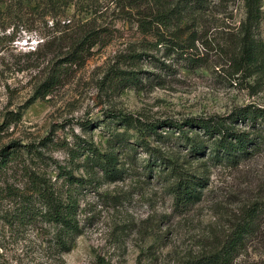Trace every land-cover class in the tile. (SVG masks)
Masks as SVG:
<instances>
[{
  "label": "rangeland",
  "instance_id": "obj_1",
  "mask_svg": "<svg viewBox=\"0 0 264 264\" xmlns=\"http://www.w3.org/2000/svg\"><path fill=\"white\" fill-rule=\"evenodd\" d=\"M182 1L0 0V152L13 153L0 164V264H187L236 230L250 234L232 264H264L263 121L236 123L263 144L231 165L210 159L201 132L203 153L190 154L179 129L160 124L148 135L118 119L181 123L264 110V16L263 53L248 65L239 2L212 0L211 12L194 17L175 14ZM170 9L168 28L141 27ZM92 31L98 41L81 47ZM174 36L181 49L157 42ZM77 45L80 60L61 65L47 88L52 66ZM119 71L135 72L139 85H119ZM107 154L119 172L112 179L92 161ZM178 177L203 181L193 203L175 198ZM71 200L80 233L66 250L50 213Z\"/></svg>",
  "mask_w": 264,
  "mask_h": 264
},
{
  "label": "trees",
  "instance_id": "obj_2",
  "mask_svg": "<svg viewBox=\"0 0 264 264\" xmlns=\"http://www.w3.org/2000/svg\"><path fill=\"white\" fill-rule=\"evenodd\" d=\"M146 1H159V0H146ZM212 0H183L182 9L178 12L174 9L169 11H160L149 20H141V27L151 32H158L160 28H168L171 24L174 23L171 19V15L179 14L183 11L185 14L193 15L197 17L198 15H205L210 11V5ZM223 3L230 2H239L243 11V20L240 23L241 30V48L242 56L240 61L244 64H257L259 63L260 56L263 53L262 43L258 40V30L260 23L263 20V9L262 1L263 0H221ZM170 20L172 22H170ZM161 37L158 40L160 42L170 43V47L176 49H181L179 42L175 39V36L170 41H166ZM98 41V32L92 31L87 33L86 37L81 41V47L84 44L87 47H91ZM79 45V44H78ZM78 45L72 50L70 54L65 56L63 59L58 61L52 66V72L47 81V88L50 84H54L55 80L58 78L60 71L63 68H60L61 65L70 64L80 60V51H78ZM136 59H139L141 55L135 56ZM118 77L117 83L121 85H139V82L136 77L135 72H125L119 71L116 75ZM46 86V85H45ZM118 118V117H117ZM123 125L134 127L137 131L146 133L148 135L158 136L155 132V129L160 126V124L168 125L169 128L179 129V137L183 143L190 145V154L197 153L201 155L203 153V146L199 144L196 139L199 137V133H202V136L207 138V142L210 144V159L215 162H225L231 165L237 164L238 161L246 158L250 151L253 152L260 147L261 141L260 136H254L249 134V132L239 131L235 129L236 123L239 122H250L255 124L256 121L260 120L264 122V110L255 107H243L235 112H232L225 117H216V118H187L182 120L181 123L174 121H165V122H154V123H144L138 119H132L131 116H124L118 118ZM183 126L188 127L192 131L193 138H188V131L183 132ZM213 140V141H211ZM92 147L86 148L83 145L78 144L75 147V151H88ZM6 150H2L0 155L5 157L0 164L5 163L6 159H10L13 153H5ZM93 155L94 151H91ZM115 156L112 154H107L104 157V160H101L94 156L93 163L103 171L104 175L107 178H115L118 176V170L115 167ZM173 169L171 170V173ZM66 179L69 180V184L72 186L80 187L73 182V178L70 173L66 174ZM176 178V176H175ZM203 181L198 180V182L182 179L178 177L177 181L171 186L175 198L181 201L182 204L187 205L193 203L194 200L198 199V194L201 192L197 188H202ZM74 201H70L67 205L53 203L51 204V213L50 219L56 225L64 229V236L66 240H62L61 244L66 250H68L69 245H71L73 239L79 235L80 230L78 224L74 219ZM250 227V226H249ZM248 230L244 231H234L224 244L214 253L207 256H202L195 260L188 262L187 264H232L234 259L244 248V238L246 235H249ZM65 250V251H66Z\"/></svg>",
  "mask_w": 264,
  "mask_h": 264
}]
</instances>
